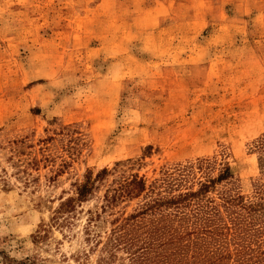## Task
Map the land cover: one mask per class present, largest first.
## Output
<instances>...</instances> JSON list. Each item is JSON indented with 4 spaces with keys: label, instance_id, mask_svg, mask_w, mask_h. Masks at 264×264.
Instances as JSON below:
<instances>
[{
    "label": "rangeland",
    "instance_id": "obj_1",
    "mask_svg": "<svg viewBox=\"0 0 264 264\" xmlns=\"http://www.w3.org/2000/svg\"><path fill=\"white\" fill-rule=\"evenodd\" d=\"M263 140L264 0H0V264H103L95 212L102 238L219 227L221 194L264 189Z\"/></svg>",
    "mask_w": 264,
    "mask_h": 264
},
{
    "label": "trees",
    "instance_id": "obj_2",
    "mask_svg": "<svg viewBox=\"0 0 264 264\" xmlns=\"http://www.w3.org/2000/svg\"><path fill=\"white\" fill-rule=\"evenodd\" d=\"M260 143L263 153L259 156V162L264 164V140ZM104 171L105 168L97 176H101ZM223 176L219 175L218 178ZM92 182L89 179L85 181L75 197L58 205L54 210L55 220H59L58 216L62 215L59 222L70 223L75 202L85 200ZM130 184L138 182L131 179L114 189L110 196L105 197L102 209L105 211L115 198L131 193L133 188H129ZM208 187L209 183H201L197 191L189 194L197 195L207 191ZM263 191L258 188L255 199L248 201H244L239 194H221V205L228 219L219 227L198 225V228L183 235L169 225L159 226L157 221L135 224L130 221L131 217H125L102 238L98 225H93L99 212L91 213L84 229L88 240L93 233L91 237L95 245L102 241L103 249L106 250L102 256L103 264H264ZM159 205L155 201L149 208L154 209ZM215 206L211 207L209 215L219 211L213 210ZM185 235L188 237L184 238Z\"/></svg>",
    "mask_w": 264,
    "mask_h": 264
}]
</instances>
